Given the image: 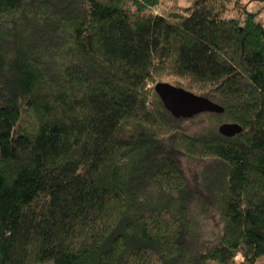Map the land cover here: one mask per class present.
<instances>
[{
    "label": "trees",
    "instance_id": "1",
    "mask_svg": "<svg viewBox=\"0 0 264 264\" xmlns=\"http://www.w3.org/2000/svg\"><path fill=\"white\" fill-rule=\"evenodd\" d=\"M187 1L0 0V264H264V22Z\"/></svg>",
    "mask_w": 264,
    "mask_h": 264
},
{
    "label": "water",
    "instance_id": "2",
    "mask_svg": "<svg viewBox=\"0 0 264 264\" xmlns=\"http://www.w3.org/2000/svg\"><path fill=\"white\" fill-rule=\"evenodd\" d=\"M155 88L166 108L175 117L190 118L204 112L225 111L223 105L210 97L171 82L160 81L156 83ZM219 129L224 135L235 136L242 132L243 126L237 122H225Z\"/></svg>",
    "mask_w": 264,
    "mask_h": 264
},
{
    "label": "rangeland",
    "instance_id": "3",
    "mask_svg": "<svg viewBox=\"0 0 264 264\" xmlns=\"http://www.w3.org/2000/svg\"><path fill=\"white\" fill-rule=\"evenodd\" d=\"M244 1L247 3L248 9L250 11L257 12L258 13V18L264 22V0H244ZM166 2H167V4L169 6H172V5L178 4V3L179 4H182V5L188 4L187 3L188 2L187 0H178L177 2H174L172 0H166ZM159 12H160V10H159ZM162 80L163 81H167V82H171L173 84H182V82H183L182 79L175 78L173 76H164L162 78ZM193 91H195V90H193ZM238 259L241 260L242 259V256L239 255L238 256ZM263 261H264V257H263Z\"/></svg>",
    "mask_w": 264,
    "mask_h": 264
}]
</instances>
